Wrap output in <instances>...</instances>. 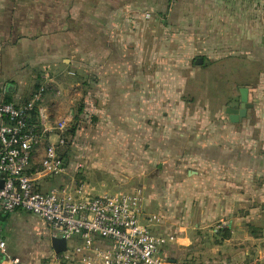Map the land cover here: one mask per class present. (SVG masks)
Here are the masks:
<instances>
[{"label":"crops","instance_id":"obj_1","mask_svg":"<svg viewBox=\"0 0 264 264\" xmlns=\"http://www.w3.org/2000/svg\"><path fill=\"white\" fill-rule=\"evenodd\" d=\"M133 20L135 24L145 22L149 29L157 24L164 37L183 36L184 54L206 49L244 56L263 70L257 82L264 86V0H0V104L5 100L18 106L25 104L39 87L46 89L52 81H48V70H59L61 65L71 68L70 59L74 63L78 53L88 55L89 69L112 68L106 59L93 62L91 56L121 52L124 37L136 35ZM208 37L209 46L205 41ZM130 47L132 52L138 51L134 45ZM249 96L247 93V101ZM250 105L243 153L237 156L236 151L227 157L242 156L241 169L239 160L223 163L219 156L225 148L223 143L208 145L213 153L218 152L210 161L191 155L188 144H183V177L175 174L177 184H164V190L143 194L141 222L155 235L174 238L162 249L170 264H180L182 250L183 264H234L251 259L245 246H255L257 240H202L208 233L214 237V228L219 232L224 227L242 228L258 206L259 214L264 213V99L260 107ZM40 113L44 116L45 111L41 108ZM252 120L254 124H246ZM39 130H46L44 142L52 141L53 128L46 116L39 121ZM200 144L196 147L206 145ZM43 154L39 147L28 169L31 176H35ZM235 164L240 170L233 168ZM215 181L218 184L214 185ZM37 182L42 190L50 188L46 179ZM88 187L95 193L106 191ZM177 191L181 194L178 197ZM230 196L242 202L236 204L234 199L231 203ZM193 201L198 204L192 206ZM255 201L258 203L254 206ZM157 205L161 209H155ZM151 217L158 221H148ZM192 218L196 221H190ZM0 234L6 246L5 254L0 253V264H14L13 260L18 264H49L54 251L46 225L36 216L22 210L1 212ZM29 234H38L42 240H23ZM235 246L239 251L233 250ZM257 254L259 259L263 256L260 250Z\"/></svg>","mask_w":264,"mask_h":264},{"label":"rangeland","instance_id":"obj_2","mask_svg":"<svg viewBox=\"0 0 264 264\" xmlns=\"http://www.w3.org/2000/svg\"><path fill=\"white\" fill-rule=\"evenodd\" d=\"M135 27L136 35L124 37L121 52L92 54L93 62L106 59L112 68L89 69L88 55L78 53L74 63L69 57L71 68L61 65L59 70H48V81H52L46 86L41 107L46 115L37 113L36 117L39 123L46 116L53 128L51 142L64 169L59 176L44 178L50 187L86 184L113 193L134 188H143L144 195L156 193L164 190V184H177L175 174L183 177V144H188L191 155L210 161L218 152L208 149L209 144L223 143L225 148L219 155L223 163L236 159L241 169L242 156L227 157L236 151L237 156L243 153L246 114L239 119L225 111L239 110L241 88L247 89L249 104L261 106L264 86L257 78L263 70L241 55L216 54L205 48L204 52L184 54L183 36L164 37L157 24L149 29L145 22H138ZM210 40L205 39L208 46ZM131 44L138 51L132 52ZM198 58L203 60L200 64L196 63ZM68 116L71 122L66 129L55 130ZM250 123L255 121L246 124ZM200 143L206 145L196 147ZM233 168L240 170L236 164ZM212 192H208L210 199ZM180 195L177 191L176 197ZM230 198L231 203L242 202ZM257 203L253 202L254 206ZM255 210L242 228L224 227L220 232L214 228V237L206 230L209 235L202 240H257V245L245 246L251 259L234 264H264V258L259 259L257 254L260 250L264 256V213L259 214V206ZM24 236L23 240H42L38 234ZM235 249L239 251L237 246ZM180 252L179 263L183 264V250Z\"/></svg>","mask_w":264,"mask_h":264},{"label":"built area","instance_id":"obj_3","mask_svg":"<svg viewBox=\"0 0 264 264\" xmlns=\"http://www.w3.org/2000/svg\"><path fill=\"white\" fill-rule=\"evenodd\" d=\"M44 91L39 87L23 105L0 104V213H30L44 222L50 240L65 241V251L53 252L49 264H170L162 249L173 236L155 235L141 222L143 188L95 193L86 184H64L41 189L39 179L64 170L54 145L43 140L46 130L37 132L30 124V114L41 112ZM69 122L68 116L54 129L63 131ZM39 147L44 154L31 176L28 169ZM5 247L0 234L1 254Z\"/></svg>","mask_w":264,"mask_h":264},{"label":"water","instance_id":"obj_4","mask_svg":"<svg viewBox=\"0 0 264 264\" xmlns=\"http://www.w3.org/2000/svg\"><path fill=\"white\" fill-rule=\"evenodd\" d=\"M202 61L203 60L201 58H198L196 63L200 64ZM240 95H241V105H240L239 110H236L233 108H226V111H225L227 114L237 115L239 119L244 118L247 112V109L252 108V106L249 103H247V89L246 88L240 89ZM51 246L55 253L63 252L66 249V244L63 239L52 238Z\"/></svg>","mask_w":264,"mask_h":264},{"label":"trees","instance_id":"obj_5","mask_svg":"<svg viewBox=\"0 0 264 264\" xmlns=\"http://www.w3.org/2000/svg\"><path fill=\"white\" fill-rule=\"evenodd\" d=\"M5 104H9L11 103L9 100H5L4 101ZM38 112L36 110H34L31 114H30V124L35 126V131L39 132V123L37 122V117L36 114Z\"/></svg>","mask_w":264,"mask_h":264}]
</instances>
